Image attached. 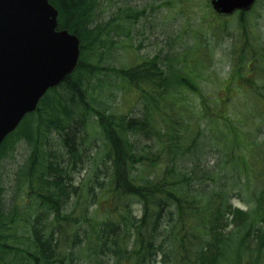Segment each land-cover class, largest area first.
I'll return each instance as SVG.
<instances>
[{
    "label": "trees",
    "instance_id": "1",
    "mask_svg": "<svg viewBox=\"0 0 264 264\" xmlns=\"http://www.w3.org/2000/svg\"><path fill=\"white\" fill-rule=\"evenodd\" d=\"M50 2L81 58L0 148L1 164L28 147L19 186L0 182V264H264V0L233 28L212 14L203 45L120 67L93 60L113 34L134 48L144 10L102 23L101 0ZM215 38L230 42L228 79L211 72ZM105 88L138 112L98 106Z\"/></svg>",
    "mask_w": 264,
    "mask_h": 264
},
{
    "label": "water",
    "instance_id": "2",
    "mask_svg": "<svg viewBox=\"0 0 264 264\" xmlns=\"http://www.w3.org/2000/svg\"><path fill=\"white\" fill-rule=\"evenodd\" d=\"M257 0H211L219 14L250 11ZM50 0H0V146L47 91L76 69L80 39L58 30Z\"/></svg>",
    "mask_w": 264,
    "mask_h": 264
},
{
    "label": "rangeland",
    "instance_id": "3",
    "mask_svg": "<svg viewBox=\"0 0 264 264\" xmlns=\"http://www.w3.org/2000/svg\"><path fill=\"white\" fill-rule=\"evenodd\" d=\"M208 4V0H101L99 22H107L125 7H131L136 11L144 10L145 15L140 17L139 23L132 28L134 48L128 47L126 44L130 43L123 41L124 38H115L113 34L118 45H115V48L108 52L105 57L101 58V55L98 54L93 63L104 67H120L122 63L132 66L140 63L143 58H153L158 55L164 58L166 54L172 55L191 45L195 47L197 44L203 45L206 40H213L215 33L211 30V23L215 20V16L212 15ZM260 12L262 9L257 5L251 13L258 15ZM238 19L239 16L234 15L225 20H227L228 27L233 28ZM216 21L217 23L221 22L220 20ZM230 32L232 33V31ZM215 39L218 48L215 51V65L211 72L219 74L221 78H226L229 76L230 64L232 63L230 42L224 41L222 38ZM123 47L125 49H122ZM116 53L117 57L115 56ZM211 72L205 75L206 80L201 85L207 91L212 86L210 83L212 82ZM104 78V76H100V79ZM95 84L98 85V82L95 81ZM113 92L116 95L115 100L108 96ZM96 98L98 99V106L102 108L111 106L117 113L129 112L130 110H133L134 114L138 112L135 99L132 96L121 97L116 88L110 91L107 88L104 92L98 91ZM55 138L59 139L58 136ZM55 138L54 136L50 138L49 148L57 150L61 148V141L58 142ZM26 149H28L26 144L17 143L14 152L10 153L13 156H8L0 164V182L5 181V186L9 190L19 186L17 184L18 181H21V176H18V172L24 165L27 156ZM85 175L84 172L75 175L76 184H79ZM244 199H246L245 196ZM234 205L246 209L244 202L236 200Z\"/></svg>",
    "mask_w": 264,
    "mask_h": 264
},
{
    "label": "flooded vegetation",
    "instance_id": "4",
    "mask_svg": "<svg viewBox=\"0 0 264 264\" xmlns=\"http://www.w3.org/2000/svg\"><path fill=\"white\" fill-rule=\"evenodd\" d=\"M13 202L16 203L18 206L20 205V198L17 196H14Z\"/></svg>",
    "mask_w": 264,
    "mask_h": 264
},
{
    "label": "bare ground",
    "instance_id": "5",
    "mask_svg": "<svg viewBox=\"0 0 264 264\" xmlns=\"http://www.w3.org/2000/svg\"><path fill=\"white\" fill-rule=\"evenodd\" d=\"M109 67V66H108ZM100 76L101 75H99L98 77H96V78H94V81H100V80H102V79H100ZM103 76V75H102Z\"/></svg>",
    "mask_w": 264,
    "mask_h": 264
}]
</instances>
